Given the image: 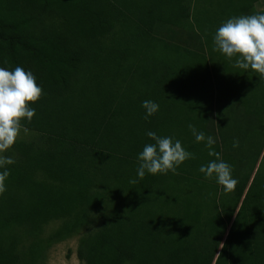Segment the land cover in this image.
I'll use <instances>...</instances> for the list:
<instances>
[{
	"label": "trees",
	"instance_id": "trees-1",
	"mask_svg": "<svg viewBox=\"0 0 264 264\" xmlns=\"http://www.w3.org/2000/svg\"><path fill=\"white\" fill-rule=\"evenodd\" d=\"M196 1L0 0V67L42 89L21 120L32 138L4 153L0 264H42L75 236L83 264H264V78L213 51ZM144 100L159 105L147 119ZM188 124L214 138L233 191L199 173L214 158ZM147 131L194 158L129 183Z\"/></svg>",
	"mask_w": 264,
	"mask_h": 264
},
{
	"label": "clouds",
	"instance_id": "clouds-1",
	"mask_svg": "<svg viewBox=\"0 0 264 264\" xmlns=\"http://www.w3.org/2000/svg\"><path fill=\"white\" fill-rule=\"evenodd\" d=\"M213 51H218L233 63V67L251 70L264 78V13L239 15L228 18L220 24L212 37ZM41 87L36 83L32 72L16 66L12 70L0 67V194L5 191V181L9 177L8 165L15 163L12 155H4L11 149L21 129V120L31 122L35 108L31 107L40 97ZM144 118L157 113L159 105L152 100L141 102ZM195 142H203L207 155L213 157L198 168L207 180L214 179L224 192L234 190L237 180L232 176V166L221 159L220 154L213 150L215 143L211 135L197 131L187 125ZM27 131V129H24ZM145 135L152 141L146 143L137 154L135 179L129 183H137L145 173L163 175L175 174L185 160L192 159L193 154L182 146L178 139L170 136H158L156 132L147 131ZM233 148L238 146L233 141Z\"/></svg>",
	"mask_w": 264,
	"mask_h": 264
},
{
	"label": "rangeland",
	"instance_id": "rangeland-1",
	"mask_svg": "<svg viewBox=\"0 0 264 264\" xmlns=\"http://www.w3.org/2000/svg\"><path fill=\"white\" fill-rule=\"evenodd\" d=\"M235 1L236 0H198L194 3V5L197 9L212 17V19H214L213 22L217 26H220V24L228 18L234 17L231 15V11L233 9L231 6ZM254 9L256 11L264 12V2L261 1L256 3L254 5ZM225 10H227V12ZM31 138L32 133L24 130H21L17 137V139L25 140H29ZM53 227H55V223L47 226L45 234H47ZM77 238L78 236H75L49 247L44 254L42 264H83L76 258L75 255Z\"/></svg>",
	"mask_w": 264,
	"mask_h": 264
}]
</instances>
